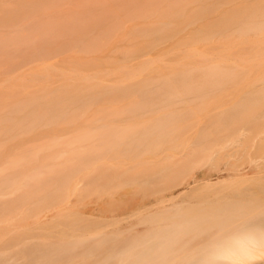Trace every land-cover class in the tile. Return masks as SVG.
<instances>
[{
  "label": "bare ground",
  "instance_id": "1",
  "mask_svg": "<svg viewBox=\"0 0 264 264\" xmlns=\"http://www.w3.org/2000/svg\"><path fill=\"white\" fill-rule=\"evenodd\" d=\"M12 1V6L0 1V24L13 26L14 19L37 17L32 21L33 24H30L35 26L33 31H28L26 27L21 28L12 37L0 30V55L9 58L12 51L23 52L20 66L34 56L59 53L73 47L93 50L95 49L93 44L102 35L119 28L118 22L107 19L112 17V14H74L69 15L73 17L72 22L48 20L46 23L49 24H43L40 22L39 13L46 6L38 3L52 0ZM139 9L143 17H149L158 10V7L143 6ZM206 10L207 8L198 14ZM168 11H171V7ZM229 11L231 12L223 14L207 26H212L214 32L225 31L233 21H241L243 23L241 34L264 27V0L241 2ZM181 12L182 9L171 11L167 14L169 20L140 28L136 34L151 35L155 32L162 42L171 30L169 27L176 24L173 18L181 15ZM51 17L56 18L55 15ZM210 34V30H205L196 40H208ZM9 68L16 67L10 65ZM33 69H37L35 73L39 74L42 67L35 66ZM244 69V66L227 60L210 61L201 65L182 66L176 73L170 75L153 76L138 83L126 84L120 88L122 92L138 91L141 96L139 100L130 104L129 110L141 112L152 110L158 113L128 125L107 127L105 129L107 133L96 135L95 142H89L94 134L88 132L66 140L56 136L50 141L27 147L34 157L40 156L38 163H35L32 157H28L25 151L4 156L9 147L0 143L3 166L11 169L10 173L0 171V184L7 183L6 186L12 187L11 190H6L9 194H17L22 189L15 198L0 201V218L6 221L8 220L6 216L11 218L9 214L13 216L18 212H24L23 206L29 203L27 211H34L32 212L34 215H42L41 213L44 214L49 207L63 203L68 199L69 190L78 182V174L81 173V178L82 175L83 178H90L91 166H98L96 159L105 154L111 153L116 157L136 156L147 150L157 153L166 146L185 150L192 143L206 145L212 141V134L209 131L224 130V124L231 126L232 129L229 133L221 135L216 143L225 139L228 141L229 138L231 140L240 129L245 128L247 119L264 107V76L261 77L259 85L245 91L231 105L218 111L217 117L213 119L216 122L214 128L203 125L195 127L189 118L195 107L200 108L210 101L212 92L237 80ZM31 85L28 82H21L18 87L9 85L3 90L6 96H0L2 106L0 110H4L0 113L1 137L17 130H23V133L28 135L44 127L56 131V124L60 119L72 118L68 120L74 121L72 114L79 112L83 105L90 104L93 100L90 95L98 90L93 88L95 91H91L92 89L87 86L69 89L53 86L54 83L50 86L40 85L38 90L32 89L30 92L23 90V87ZM236 123L238 125L234 126ZM187 132L192 134L185 139L183 137L187 136ZM76 141L80 143L88 141L89 144H81L79 149L75 150L72 145ZM18 142L26 147L24 139ZM59 148L63 149L57 151ZM62 155L69 158L57 161ZM177 161H173L177 163L175 167L174 163L167 166L158 164L156 166L159 167L152 168L148 166L139 168V165L131 164L130 166H137L138 169L122 168L123 170L106 179L104 177L108 175L109 170L100 169L91 178V183L95 184V189L103 190L135 182L145 185L154 182L158 174L166 173L168 177L167 172L173 170L174 174L168 177L169 181L166 179L170 185L168 190L171 189L169 191L173 194L165 192L167 183L165 187L162 184V187L149 191L158 193L164 190L165 195L170 194L172 197L185 192V188L189 187L191 182H198L200 177L207 179L208 183L211 182V186H214L213 184L216 186L215 181L220 182L224 176H244L247 172L258 173L262 170V166H251L252 171L250 167L249 171L248 169L242 171L244 168L241 170L239 166H229L228 169L233 172L225 173L226 175L221 174L220 170L210 175L200 171L193 179H187L188 169L193 166H177L180 163ZM11 166L37 167L28 170ZM44 173L47 175L43 176ZM214 174L215 179L212 177ZM24 175L26 177L23 180L34 178L38 184L23 189L22 185L27 184L21 179ZM245 188L236 187L214 194L209 193L192 200L191 203L183 202V199L180 202L173 201L164 207L141 213L142 215L139 214L121 226L100 229L94 236L85 235L87 238L79 236L78 238H82L69 239L63 236L54 239L53 236L44 235L49 239H41L39 235V239L30 240L27 231L22 230L1 239L0 231V245H3L0 246V264H231L245 261L255 256L256 250L264 246V197L255 196L252 191ZM111 212L108 211V214H113ZM71 221L73 222L74 218ZM92 223L94 222L83 218L75 220L70 225L74 224L72 227L77 225L82 229ZM17 224H10L15 232L20 223ZM3 240L5 241L2 242ZM16 246L18 248H15Z\"/></svg>",
  "mask_w": 264,
  "mask_h": 264
},
{
  "label": "rangeland",
  "instance_id": "2",
  "mask_svg": "<svg viewBox=\"0 0 264 264\" xmlns=\"http://www.w3.org/2000/svg\"><path fill=\"white\" fill-rule=\"evenodd\" d=\"M0 1L7 6L13 4L12 0ZM250 1L254 2L255 0H52L38 3V5L46 6L39 13L40 22L43 24L48 20L72 22L73 17H69V15L74 14H112L113 16L107 17V19H114L115 22H118L119 28L102 35L93 44L95 49L89 51L73 47L59 53L34 56L21 66L19 63L23 60V52L12 51L9 58L0 55V96H6L3 90L9 85L18 87L21 82L32 84L30 87H23L26 92H30L32 89L38 90V86L43 84L50 86L51 83H54L53 86L69 89L78 86H87L92 89L91 91H95L93 88L98 89L90 95L93 98L90 104L83 105L79 112L72 114L75 120H68L72 118L60 119L56 124V131L44 127L31 133L32 135L24 134L23 130H17L12 134L0 136V143L9 147L4 156L13 152L20 154L21 151H25L28 157H32L35 163H38L40 156L34 157L27 147L50 141L56 136L66 140L88 132L94 134L89 142H95L96 135L107 133L105 130L107 127L128 125L158 113L152 110L145 112L129 110L130 104L139 100L141 96L138 91L122 92L120 88L126 84L138 83L153 76L170 75L186 65L194 66L210 61L226 60L230 63H238L245 67L240 77L212 92L211 100L200 108L195 107L194 113L189 118L195 127L203 125L214 128L216 122L213 119L217 117L218 111L231 105L245 91L259 85L261 77L264 76V27L241 34L243 25L241 21H233L227 30L218 32H214L213 27L207 26V24L219 19L223 14L231 12L229 10L241 2ZM143 6L158 7V10L149 17H143L142 11L139 9ZM170 7L172 12L179 9H182V12L181 15L173 18V22L176 24L169 27L171 30L165 40L160 42L158 34L155 32L151 35L136 34L140 28L169 20L167 14L171 12L168 11ZM206 8V11L198 14ZM196 14L198 15L194 16ZM52 15H55L56 18L51 17ZM36 18V16L17 18L12 20L13 26L0 24V30L12 37L21 28L26 27L28 31H33L35 26H30V24H33L32 21ZM191 21L194 22L188 24ZM184 26L185 28H183ZM11 29L13 31H10ZM205 30L211 31L208 40H196L198 36L203 35ZM10 65H15L16 68H9ZM35 66L42 67L39 74L35 73L37 70L33 69ZM92 83L97 85L93 86ZM3 111L0 110V113ZM224 126V130L215 131L212 129L209 131L212 134V141L206 145L192 143L185 150L182 148L178 150L179 148L175 149L174 147L166 148V146L165 149L163 148L157 153L147 150L136 156L121 155L116 157L109 153L99 157L96 159L98 166H91L90 178H83V175L81 178V173L78 174V182L74 186L71 185L68 199L63 203L49 207L50 209L45 210L44 214L41 213L42 215H34V213L32 214L34 211H27L30 207L29 203L23 206L24 212H18L19 214L13 216L9 214L11 218L6 216L8 219L6 221L0 218L1 239H6L7 236L20 233L22 230L27 231L30 240L37 239L39 235L41 239H49L45 236H53L54 239L63 236L69 239L85 235L94 236L100 229L106 230L121 226L139 214L142 215L141 213L144 214L151 209L156 210L157 207H164L173 201L180 202L183 199V202L191 203L192 200L209 193L214 194L217 191H227L236 187H246L245 189L252 191L255 196L264 197V107L247 119L245 128L240 129L239 133H236L237 135L231 140L229 138L228 141L223 139L224 141L218 142L221 135L229 133L232 129L231 126L225 124ZM192 133L187 132V136L183 138L186 139ZM21 139H24L26 147L18 142ZM179 140H182V136ZM216 140H218L217 143ZM89 142L76 141L72 147L77 150L81 144L87 145ZM54 148L57 149V147ZM61 149L63 148H59L57 151ZM67 158L69 157L62 155L58 157L57 161H64ZM176 160L178 163L180 162L177 166H193L191 169L189 168L190 170L188 169V175L185 174L187 179H193L200 171H203L205 175L218 172V170L221 171V174H229V172H233L228 169L229 166H239L241 170L244 168L242 171L247 169L249 171L251 166H262V170L258 173L247 172L244 176L227 175L220 182L210 180L215 181L216 186L215 184L211 186V182L208 183L207 179L200 177L198 182H191L189 187L185 188V192L177 196L172 195V197L170 194L173 193L169 191L171 189L168 190L170 185L167 182L169 181L168 177H172L174 174L173 170L167 172V174L169 173L168 177L166 173L158 174L154 182L145 185L135 182L103 190L95 189V184L91 183V178L100 169L109 170L108 175L104 177L106 179L115 175L119 170L133 167L130 166L131 164H137L139 168L144 166L152 168L159 167L156 166L158 164L167 166ZM3 165V156L1 155L0 171L10 173L11 169ZM11 167L29 170L37 166ZM52 167L63 168L65 166ZM135 167L137 168V166ZM42 175L46 176L47 174ZM24 177L26 175L21 179L23 180ZM212 177L215 179L216 175L214 174ZM166 179H168L167 182ZM23 182H27L22 185L23 189L38 184L34 178L25 179ZM166 183L168 186L165 185ZM6 185L7 183L0 184V191L3 192L0 193V201L11 200L22 192L20 189L17 194L6 193V190L12 189ZM161 185L167 186L165 187L167 190L164 189L165 192H170L169 195L166 192L167 197L163 193L164 190L158 193H149L155 188L162 187ZM108 211H112L113 214H108ZM77 216L80 218L78 219ZM72 218H74L73 222L86 218L94 223L82 229L76 225L78 227L76 228L72 227L74 224L70 225L73 223ZM17 223L20 224L17 226L18 229L15 228L17 229L15 232L11 228ZM256 252L255 256L245 261L231 264H264V246Z\"/></svg>",
  "mask_w": 264,
  "mask_h": 264
}]
</instances>
